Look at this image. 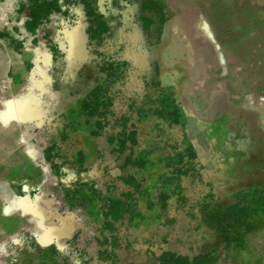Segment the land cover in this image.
<instances>
[{"label": "rangeland", "instance_id": "1", "mask_svg": "<svg viewBox=\"0 0 264 264\" xmlns=\"http://www.w3.org/2000/svg\"><path fill=\"white\" fill-rule=\"evenodd\" d=\"M172 2L0 0L2 60L45 66L52 85L30 124L68 197L60 264H226L246 234L260 137L236 106L198 111L199 56L180 33L194 28ZM196 14L228 79L264 82V0H198Z\"/></svg>", "mask_w": 264, "mask_h": 264}, {"label": "crops", "instance_id": "2", "mask_svg": "<svg viewBox=\"0 0 264 264\" xmlns=\"http://www.w3.org/2000/svg\"><path fill=\"white\" fill-rule=\"evenodd\" d=\"M172 1L180 9L178 16L194 28L190 33L182 22L180 33L191 55L199 56L198 65L190 69L198 78L194 90L198 111L209 119V110L216 104L236 106L243 119L253 122L252 129L248 132L244 127L243 133L260 137L255 145L259 154L247 165L251 168L247 183L258 187L259 193L253 194L246 234L235 242L226 264H264V193L260 191L264 189V82L256 81L249 91L243 79H228L230 66L217 62L211 27L191 26L196 25L198 0ZM13 53V48L6 50L0 43V264H60L55 249L58 239L69 232L68 197L54 188L52 176L45 170L44 150L30 124L33 114L46 111L47 98L50 104L52 85L47 82L45 66L36 69L2 60ZM227 114L220 112L218 121ZM228 119L229 115L221 124L225 126Z\"/></svg>", "mask_w": 264, "mask_h": 264}]
</instances>
